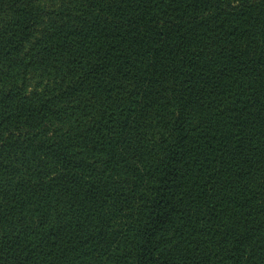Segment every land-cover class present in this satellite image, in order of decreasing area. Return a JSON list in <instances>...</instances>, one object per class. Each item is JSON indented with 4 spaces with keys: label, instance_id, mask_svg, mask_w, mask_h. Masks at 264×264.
I'll return each mask as SVG.
<instances>
[{
    "label": "trees",
    "instance_id": "1",
    "mask_svg": "<svg viewBox=\"0 0 264 264\" xmlns=\"http://www.w3.org/2000/svg\"><path fill=\"white\" fill-rule=\"evenodd\" d=\"M0 264H264V0H0Z\"/></svg>",
    "mask_w": 264,
    "mask_h": 264
}]
</instances>
